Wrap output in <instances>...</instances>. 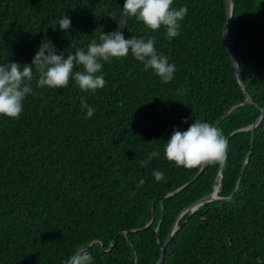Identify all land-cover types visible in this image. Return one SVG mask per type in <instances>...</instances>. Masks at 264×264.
I'll use <instances>...</instances> for the list:
<instances>
[{
	"label": "trees",
	"instance_id": "trees-1",
	"mask_svg": "<svg viewBox=\"0 0 264 264\" xmlns=\"http://www.w3.org/2000/svg\"><path fill=\"white\" fill-rule=\"evenodd\" d=\"M124 3L0 0V65L30 64L42 42L65 58L86 50L116 30L111 17ZM231 3L234 55L252 103L225 47L224 0H173L188 11L172 39L163 26L128 18L126 39L153 38L176 65L169 83L131 53L103 62L97 75L106 84L95 92L71 79L65 88L38 87L33 66L20 117L0 115V264H65L80 248L93 264H156L175 223L161 264H264V0ZM65 14L71 27L62 31ZM81 100L96 109L91 118ZM195 119L222 130L227 162L205 166L187 185L201 167H177L163 147ZM154 150L160 155L140 167ZM216 187L220 199L184 212Z\"/></svg>",
	"mask_w": 264,
	"mask_h": 264
},
{
	"label": "clouds",
	"instance_id": "clouds-1",
	"mask_svg": "<svg viewBox=\"0 0 264 264\" xmlns=\"http://www.w3.org/2000/svg\"><path fill=\"white\" fill-rule=\"evenodd\" d=\"M173 0H125L121 14L112 16L117 28L114 31L102 32L99 42L92 39L87 49H77L75 53L63 51L57 54L54 47L41 43L30 64L21 66L18 62H7L0 65V115L18 119L23 111V100L32 89L26 81L33 78V66L39 74L38 87L65 88L69 81L74 80L83 91H93L103 88L106 81L103 75H97L103 68V62L111 63L113 58H122L132 54L140 61L144 70L151 69L163 83L174 79L176 65L169 62V58L158 52L154 46V39L137 38L131 36L126 39L124 29L128 18H135L147 28L155 31L162 26L169 39L178 37L181 21L188 9L172 7ZM59 28L66 31L71 27V20L65 14L58 21ZM81 66L82 70H75ZM181 94L183 93V90ZM81 107L87 112L86 118H91L96 109L81 100ZM187 123V119L183 121ZM228 141L222 130L208 123L195 119L186 131L174 128L170 138L164 144L163 152L169 162L177 167L187 169L208 165L226 167ZM160 155L158 151H151L147 158L139 161L140 167H147L149 162ZM152 175L157 182L164 179V173L154 170ZM145 181L141 179L136 185L141 187ZM65 264H93V256L87 248H80L70 255Z\"/></svg>",
	"mask_w": 264,
	"mask_h": 264
},
{
	"label": "water",
	"instance_id": "water-1",
	"mask_svg": "<svg viewBox=\"0 0 264 264\" xmlns=\"http://www.w3.org/2000/svg\"><path fill=\"white\" fill-rule=\"evenodd\" d=\"M224 5H225V24H224V27H225V30H224V42H225V47H226V50H227V53L230 57V60L232 62V66H233V69H234V72H235V75H236V78H237V81L239 83V86L241 87L244 95H245V101L244 103H252V100H251V97L250 95L248 94V92L246 91V86L243 82V79H242V76H241V72L239 70V67L237 65V61H236V58H235V55H234V44H233V38H232V26H231V18H232V3H231V0H224ZM231 110V109H230ZM230 110H228L227 112H225L223 114V116H225ZM263 113V110H261V114ZM222 116V117H223ZM222 117L220 119H222ZM219 119V120H220ZM261 119V115L259 116V118L249 127L251 130H253L256 125L258 124L259 120ZM218 120V121H219ZM251 154V151H249L246 155V158L244 160V164H243V169L241 171V174L243 173L244 171V167L247 163V160H248V157L249 155ZM205 166L201 167L200 171L197 173V175L187 184L189 185L190 183L194 182L198 177L199 175L202 173V171L204 170ZM240 181V179H239ZM239 181L237 182L236 186H235V189L234 191L231 193V195L229 197H227L225 200H230L234 193L238 190V187H239ZM180 189L176 190L179 191ZM217 187L215 189V191L210 194V195H207V196H204L202 198H200L199 200L195 201L194 203H192L190 206H188L184 212L186 211H189L190 213L189 214H192L199 206H201L202 204L206 203V202H210V201H213V200H216V199H220L217 195ZM172 194H169L167 195L165 198H168L170 196H172ZM153 220V217L151 219V221ZM149 225V224H148ZM147 225V226H148ZM177 229V226H176V223L174 224V226L172 227L169 235L167 236L162 248H161V251H160V256H159V259L157 261L156 264H161L162 263V260H163V254H164V251H165V247H166V244L170 241L171 239V236L173 235V233L176 231Z\"/></svg>",
	"mask_w": 264,
	"mask_h": 264
}]
</instances>
